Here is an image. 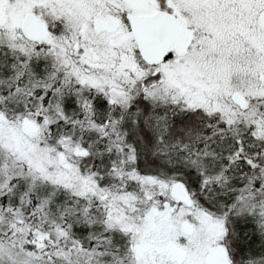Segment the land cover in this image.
I'll return each mask as SVG.
<instances>
[{
  "label": "snow or ice",
  "instance_id": "obj_1",
  "mask_svg": "<svg viewBox=\"0 0 264 264\" xmlns=\"http://www.w3.org/2000/svg\"><path fill=\"white\" fill-rule=\"evenodd\" d=\"M0 264H264V0H0Z\"/></svg>",
  "mask_w": 264,
  "mask_h": 264
}]
</instances>
